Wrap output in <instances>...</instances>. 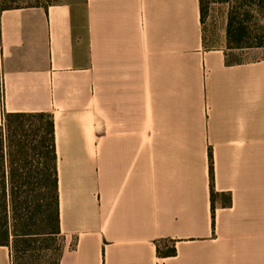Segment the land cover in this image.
<instances>
[{"label":"crops","instance_id":"crops-1","mask_svg":"<svg viewBox=\"0 0 264 264\" xmlns=\"http://www.w3.org/2000/svg\"><path fill=\"white\" fill-rule=\"evenodd\" d=\"M244 49L207 45L199 0L0 9V121L53 119L59 264H264V46Z\"/></svg>","mask_w":264,"mask_h":264},{"label":"trees","instance_id":"trees-1","mask_svg":"<svg viewBox=\"0 0 264 264\" xmlns=\"http://www.w3.org/2000/svg\"><path fill=\"white\" fill-rule=\"evenodd\" d=\"M199 0L200 12L202 4ZM227 1L226 46H264V24L251 28L242 18L264 0ZM27 0H0V9L19 7ZM211 179H212V168ZM213 191V189H211ZM58 184L53 119L45 112H2L0 121V245L9 247L11 264H59ZM167 245V244H166ZM157 253L172 255L175 247Z\"/></svg>","mask_w":264,"mask_h":264},{"label":"rangeland","instance_id":"rangeland-1","mask_svg":"<svg viewBox=\"0 0 264 264\" xmlns=\"http://www.w3.org/2000/svg\"><path fill=\"white\" fill-rule=\"evenodd\" d=\"M34 1L36 0H27L28 3ZM228 6V2L223 0H207L202 4L201 23L204 37L207 40V45H224L227 52L230 53L228 56L229 59L237 58L238 56L248 58L249 56L256 55L260 52L259 50L249 51L244 49L246 47H242V49H234L226 46L225 28ZM246 9L247 12H242L243 14L241 16L251 28L256 29L261 23L264 24V7H261L258 4H252L250 8L246 7ZM241 52H243V54L245 52L246 54L244 56L240 55ZM56 244H59V247H61L62 239L59 238ZM166 244L168 245V242H166ZM58 253L59 252H53L48 259L52 261V259L56 258ZM48 259H43L41 264H51Z\"/></svg>","mask_w":264,"mask_h":264}]
</instances>
